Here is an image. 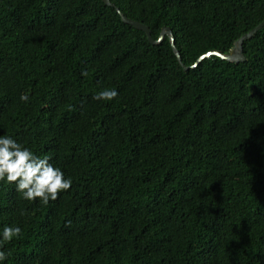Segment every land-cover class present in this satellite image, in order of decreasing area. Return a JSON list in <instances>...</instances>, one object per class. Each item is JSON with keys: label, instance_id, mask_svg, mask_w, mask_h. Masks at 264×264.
I'll list each match as a JSON object with an SVG mask.
<instances>
[{"label": "trees", "instance_id": "obj_1", "mask_svg": "<svg viewBox=\"0 0 264 264\" xmlns=\"http://www.w3.org/2000/svg\"><path fill=\"white\" fill-rule=\"evenodd\" d=\"M110 2L0 0V136L72 180L46 205L0 181V264H264V26L192 67L264 0Z\"/></svg>", "mask_w": 264, "mask_h": 264}, {"label": "clouds", "instance_id": "obj_2", "mask_svg": "<svg viewBox=\"0 0 264 264\" xmlns=\"http://www.w3.org/2000/svg\"><path fill=\"white\" fill-rule=\"evenodd\" d=\"M116 96V91L104 90L94 99L112 100ZM21 100L26 101L27 96H21ZM5 179L9 183H15L17 191L26 200L39 198L45 205L49 200H56L58 194L70 189L72 184L70 178L65 179L63 172L49 162V157L39 158L12 138L0 136V181ZM20 235L19 227L7 226L3 229V241L10 242ZM6 258V253L0 251V260Z\"/></svg>", "mask_w": 264, "mask_h": 264}, {"label": "water", "instance_id": "obj_3", "mask_svg": "<svg viewBox=\"0 0 264 264\" xmlns=\"http://www.w3.org/2000/svg\"><path fill=\"white\" fill-rule=\"evenodd\" d=\"M103 2L114 7V4L111 3L110 0H103ZM116 10L119 13L123 22L128 23V24L132 25L134 28L142 30L143 32H145L147 39L151 43H155V42L161 40L164 35H168V38H169V41L171 43L173 52L176 55L178 61H180V54H179L178 49L175 46L174 36H173L172 31L169 27H167V26L162 27L158 38L155 40L152 38L151 30L149 29V27L146 24L125 16L121 11H119L118 8H116ZM263 26H264V18L255 27H253L252 29L248 30L247 32L242 34L240 37H238L234 41L232 48H230L227 53H222L218 50H208V51L199 55V57L193 63L192 67L196 66L202 59H204L206 57H210L212 55L219 56L222 59H225V60L231 61V62H235V63L244 61L246 58H245V55L243 53V47H242L243 41L247 38L252 37L253 34L257 30L262 28ZM181 65H182L183 69H185V70L188 68V66L184 65L183 63Z\"/></svg>", "mask_w": 264, "mask_h": 264}]
</instances>
